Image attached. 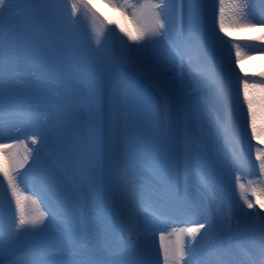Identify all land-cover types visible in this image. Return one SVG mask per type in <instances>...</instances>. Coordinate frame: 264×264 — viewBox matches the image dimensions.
<instances>
[{"label":"snow or ice","instance_id":"6c2138e0","mask_svg":"<svg viewBox=\"0 0 264 264\" xmlns=\"http://www.w3.org/2000/svg\"><path fill=\"white\" fill-rule=\"evenodd\" d=\"M113 6L131 9L136 25L135 33L121 28L114 62L111 53L101 52L99 31L89 38L94 52L88 51V41L73 38L82 8L105 24L91 0H71L66 14L57 0H0V111L7 90L18 83L17 64H26L33 75L39 72L53 88L44 126L28 136L32 147L15 138L37 121L31 110L13 109V119L0 120V177L6 181L0 192V264H161V257L162 264H264V188L260 195L253 188L255 199H250L237 175L243 204L234 209L225 196L213 209L211 203H195L189 183L198 177L202 189H213L205 171V134L197 128L202 116L224 141L231 168L240 170L247 141L264 176V73L259 85L250 83L238 69L246 53L219 34L230 35L226 23L264 28V0L259 5L218 0V10L217 0ZM173 32L175 38H169ZM209 32L220 52L218 63L206 56ZM166 38L171 67L149 52V45ZM257 39L254 53L264 51V36ZM176 69L180 72L173 75ZM185 75L203 87L191 93L197 99L181 116ZM257 88L259 99L251 93ZM50 135L55 146L48 155L63 152L81 168L91 202L66 203L53 178L39 171L25 175L40 163ZM18 178L32 183L34 197L19 194ZM200 198L207 199L203 191ZM145 212L165 225L185 226L159 230L144 222ZM178 214L186 218L176 220ZM52 221L62 228L48 242L44 230ZM154 231H159V247L153 261ZM28 237L42 242L26 243Z\"/></svg>","mask_w":264,"mask_h":264},{"label":"rangeland","instance_id":"374dc122","mask_svg":"<svg viewBox=\"0 0 264 264\" xmlns=\"http://www.w3.org/2000/svg\"><path fill=\"white\" fill-rule=\"evenodd\" d=\"M94 1H96V0H91L92 3H95ZM101 1H103L104 5L109 6L112 9V4H113L114 0H101ZM57 2L60 3L62 6H64L62 8V11L65 14L70 11L71 0H57ZM125 2H127L128 4H133V2H135V0H131V1L130 0H122L121 4H123ZM174 2H178V0H174ZM204 2L206 3V2H208V0H204ZM119 10L121 13H123V18H124L123 20H125V21L123 23L121 18L117 19L118 18L117 14H111V15L108 14L107 15L106 20H108V22H111V25L113 27L111 29L114 30V32L110 31V38L108 39L107 36L105 37L103 35L106 32H105L104 27L101 25V23L93 20L91 18V16L89 15L90 13L86 9L82 8L81 12H80L81 18L77 21V24H76L74 32H73V38L88 41V43H87L88 51L94 52L95 47H96L95 41L90 40L89 38L94 35V31H93L94 29L99 31L101 33V39L104 42L103 47L101 48V52L111 53V60L113 61V58L115 56L114 50H116V47H117V35H119V33H118L119 30H118V27H116V26L118 25L120 30H121V28H123V29H126L128 31L135 33L134 26H133V24L130 23V22L133 23V21L131 19V15H130L131 9H129L127 11H122L119 8ZM217 10H218V1H217ZM118 21H120L119 24H118ZM226 28H230L233 30V31H231V30L228 31V33H230V35L231 34L232 35H234V34L239 35V28L234 30V27L229 26L227 23H226ZM262 29L264 30V28H262ZM121 33H122L121 36H124V33L123 32H121ZM219 34L221 35V32ZM174 35L176 36V33ZM207 36L209 38H212L210 32L207 34ZM124 38L127 39L126 36ZM241 39H247L248 41H250L253 38H251L249 40L248 36L243 35V37H241ZM210 41H211V39H210ZM243 43H245V42H243ZM57 47H59V45H57ZM163 51H164V49H163ZM165 53H167V51ZM54 54H55L54 52L49 53V55H54ZM168 61H169V58L166 60V62H168ZM169 65H170V63H169ZM238 69H243V68H238ZM243 70H245V69H243ZM13 71H15L17 73L18 83L15 85L14 88H9L7 90L6 94L3 97V111H0V112H3L4 114H7L8 116H11V111L13 109L18 111L21 108L20 110L23 111L24 108L30 107L29 104L33 105L31 107L32 109L37 108L40 110L44 109L45 111H47L48 105L52 99V93H53L52 86L50 84H47L44 82V79L41 77V74L39 72H36L35 75L31 74V72H30V70L26 64L15 65L13 68ZM243 72H245V71H243ZM246 73H248V72L246 71ZM181 90L183 92V90H185V89L181 88ZM37 92H38V94H37ZM182 99H183V95L181 97V100ZM38 117H40V116H38ZM7 119L11 120L9 118L0 119V120L5 121ZM34 125L36 127H43L44 126L43 120L39 121L38 123H36ZM199 125L200 124L198 123L197 128H199ZM204 127H205L206 131H209L210 126L208 124H207V127H206V125ZM208 145H209V143H208ZM213 145L214 144L212 143V146ZM54 146H55L54 138L50 135L48 137V140H47V147L42 148L41 152L39 153L40 163L37 166H35L34 169H32V171L34 172L35 170H39V172L44 173L45 175L53 178L56 181L59 193L63 197L67 198L66 203L71 204L73 201L80 199V194H77V193H78V190H80L82 193L84 192V187L86 186L85 185L86 178L83 175L81 168L79 166L75 165L72 162L71 158L69 156L65 155L63 152L58 151L55 155V158L50 157L48 155V152L50 150H52L54 148ZM204 146H205V143H203V148H204ZM215 147H216V150L218 151V144ZM209 148H211V145L209 146ZM205 154H206V159L208 157V160H210V161L206 160L207 162L205 165V171L208 173L209 177H212L211 181L213 184V189H211L210 191H211V197H213L214 195L216 197V199H213L214 207L225 196L228 198V201L231 203L232 207L237 206V205H242L243 202H242V199L240 197V190L236 186V180H235V176H236L237 172L228 165L227 159L225 158L226 155L224 154L225 155L224 156L221 153H219L217 155H214V154L211 155L208 152V148H207ZM247 155H248V152H247ZM247 162H249V164L254 165V163L250 159ZM29 163L31 164V161H29ZM27 167L28 166L25 165V168H27ZM222 173L228 174V175H224ZM221 174H222V176H221ZM191 179H193V177ZM258 179H260V178H258ZM2 181H3V178L0 177V182H2ZM80 181H83V183H79ZM260 181H261V179H260ZM193 182L194 181L192 180V184H193ZM240 183H242V182L240 181ZM218 185L220 187H218ZM248 185H249V187H248ZM190 186H192V185L190 184ZM191 188H193V186ZM253 188L256 189V187H254V185L251 183H248L246 185L247 191H249L250 189H253ZM0 191H1V188H0ZM206 195H208V194L206 193ZM259 195H260V193H259ZM22 196L25 197L27 195H25V193H23ZM72 196L75 198L72 199ZM201 203H202V201L200 198V201L198 200L197 205L199 206V205H201ZM245 207H246V205H245ZM151 225H155V228H161L160 226H163L166 228V230L168 228L165 226L164 223H162V225H159L156 223L151 224ZM170 226L177 227V228L183 227V226H180L179 224H177V225L170 224ZM170 228H172V227H170ZM163 231H165V229ZM43 239L45 241L50 240L46 235H44ZM37 241L40 242L41 238H32L31 237L29 240H25L26 243H33V242H37Z\"/></svg>","mask_w":264,"mask_h":264},{"label":"bare ground","instance_id":"6f19581e","mask_svg":"<svg viewBox=\"0 0 264 264\" xmlns=\"http://www.w3.org/2000/svg\"><path fill=\"white\" fill-rule=\"evenodd\" d=\"M131 1V0H130ZM218 1V0H217ZM94 8H96V10L100 13L101 16H103L104 18H107V15H111V14H117L118 18L117 19H122L123 23L125 20H123V13L120 12L119 10V7H114L113 5H119L122 3V0H114L113 1V4H112V9L109 7V6H106L103 4V1L101 0H96L94 1ZM253 3L259 5V0H252ZM140 3H143V0H135V2H133V4H136V5H139ZM226 3H227V0H226ZM111 9V10H110ZM95 10V9H94ZM95 10V11H96ZM259 10V9H257ZM106 14V15H105ZM122 14V15H121ZM128 15V14H127ZM131 15V13H130ZM93 18V17H92ZM132 19V18H131ZM120 21H118V24H119ZM113 23V22H112ZM128 23V22H127ZM131 24H133L134 26V29L136 30V25L135 23L133 22H130ZM129 23V24H130ZM111 28L112 25H111V22L108 23ZM116 27H118V30H119V35L121 36L122 33H121V30L119 29V26L117 25ZM115 28V27H114ZM133 28V27H132ZM131 28V29H132ZM116 29V28H115ZM237 28L234 27V30H236ZM227 30H231L233 31L232 29L230 28H227ZM222 35L224 36H227V37H239V39L241 37L244 36H248L249 40L251 38H253L252 40L248 41L247 39L245 40V43L241 44L239 43V46L241 48V51L242 53H246V55H244L242 57V59L240 60V63H239V66L238 68H243L245 70V72H243L244 74H247L251 79H253L254 83L256 84H260L261 83V76L260 74L261 73H264V51L262 52H258V53H254L252 50L254 48H257L258 44H259V40L257 38L261 37V36H264V31L261 27H258V28H255V29H252V28H239V35L237 34H234V35H226L224 32H221ZM226 37V38H227ZM216 47V45H215ZM164 49V51H163ZM167 51V53H165ZM149 52L152 54V56L155 58V59H158L160 61H164L166 62V60L169 58V50L164 46L163 44V41L162 40H159L157 41L156 43L152 44V45H149ZM213 53H214V57L217 59V61L219 62V58H220V52L218 51L217 47L215 48V50H213ZM168 63V62H166ZM168 66L171 67V64L169 65L168 63ZM245 67V68H244ZM177 70V69H176ZM173 71V75H176L175 74V71ZM246 71L248 73H246ZM255 74V75H254ZM190 86V82L189 80L187 79L186 76H184L181 81H180V87L183 89H187L189 88ZM14 86H12L11 88H14ZM184 92V90H183ZM181 90V97L182 95L184 94ZM251 93L252 95L254 96V98L256 99H259L260 95H261V92L259 90V88L257 89H252L251 90ZM38 94V92H37ZM193 100H189V101H185L184 99L181 100V104H180V111H181V116L183 115V112L185 109H187L191 103H192ZM256 108H257V112H258V117H257V124L258 126L262 123V118H261V115H260V105L257 104L256 105ZM238 109V107H237ZM2 117H0V119H5V116H3L1 114ZM200 123L203 124H206V119L204 116H202L200 118ZM204 131V134H205V138L208 139L209 138V135L206 133L205 129H203ZM211 138V137H210ZM245 149L247 150L248 152V155L246 157V159H244V161H249V159L254 163V165H258V162H255V148H251L249 149L248 148V144H246L245 142ZM209 153L211 155H217L218 153L216 151H214L211 147V149L209 150ZM247 165V164H246ZM253 165V164H251ZM142 171V170H141ZM224 174V173H222ZM221 174V176H222ZM224 175H228V174H224ZM235 175V174H234ZM237 176V175H236ZM235 176V177H236ZM239 176H240V181L246 186V184L248 183H251L254 185V187H256L257 189V195H259L260 193V189L261 188H264V182H262V180L260 181V179H264V176L260 175V174H255V173H251L249 171H245V175L242 174V173H239ZM260 178V179H258ZM59 181V180H58ZM191 184H192V179H190L189 181ZM3 184V188H1V192L6 189V181H2L0 182ZM79 183H83V181H80ZM17 184H18V187L20 188V185H22V181H20V178L17 179ZM64 185V184H63ZM192 186L194 188H192L193 190V196H194V199H195V203L197 204L198 203V200L200 201V193L202 192L200 189H199V185L197 183V181H195V184L193 182ZM191 186V187H192ZM249 187V185H248ZM251 192H252V189H250L249 191L246 192V195L249 196L250 199H255V197H253L251 195ZM20 193V192H19ZM8 197L9 199H11V196H10V193L8 194ZM29 197V196H28ZM75 198L72 196V199ZM263 198V197H262ZM243 202V200H242ZM14 201L12 202V207L14 209ZM107 206H108V202H107ZM238 206V205H237ZM236 206V207H237ZM180 215V214H179ZM180 218L181 219H185L186 217L183 216V215H180ZM144 222L146 224H154V223H160V222H157L155 221V219L148 215L147 213L144 214ZM171 228L169 227L168 230L166 232H169L171 231L170 230ZM44 235H46L47 237H49L51 240H55L58 236L55 235L54 233L51 232V230H49V227H47L45 230H44ZM31 237H28L26 238L25 240H29ZM42 241V240H41ZM159 247V234H154V236L152 238H150L149 240V249H150V259L151 260H155L156 259V252H157V249ZM160 261H161V264H162V257L160 258Z\"/></svg>","mask_w":264,"mask_h":264}]
</instances>
